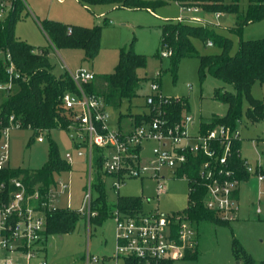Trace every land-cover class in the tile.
Here are the masks:
<instances>
[{
    "label": "rangeland",
    "instance_id": "374dc122",
    "mask_svg": "<svg viewBox=\"0 0 264 264\" xmlns=\"http://www.w3.org/2000/svg\"><path fill=\"white\" fill-rule=\"evenodd\" d=\"M154 1V0H147ZM233 0H224L225 4ZM8 2H10L8 0ZM24 8L15 25V33L22 40L37 48L47 50L53 71L56 76L85 67L93 71L97 77L110 73L118 63L121 48H132L144 54L147 63L138 69V74L145 77L138 89V95L125 99L119 106L109 105L111 122L116 127L119 123L126 127L130 124V114L143 109L146 96L152 93L151 81L159 77L160 91L165 96L186 99L185 112L195 116L196 122L213 116H223L227 104L214 98V91L221 87L235 92L232 85L207 75L204 79L199 75V58L197 56L182 57L175 72L171 70V57L162 56L165 50L161 46V26L167 21H175L181 14L176 0L155 5L152 8H111L95 4L84 6L78 0H22ZM202 9L197 13L204 19L203 25L216 33L232 39V53L238 49L240 39H258L264 37V19L246 24L240 35L234 32L237 15L224 10L212 11L202 4L211 3L200 0ZM248 0H239L241 14L247 10ZM104 12L105 16H101ZM217 12L222 13L217 16ZM46 17L59 20L68 26L75 24L101 26L100 49L92 60L83 58L84 52L77 48H57L42 28ZM38 24V25H37ZM199 24V23H197ZM194 46L200 54L217 53L215 45H205L200 38L193 39ZM251 93L254 97L264 99V81L255 82ZM7 94L0 93V103ZM247 100L243 99V114L237 126L241 132V155L251 164L260 158L264 169V144L259 142L257 148L251 140L264 137V118L261 122L251 123L244 114ZM49 135V136H48ZM44 141L38 140V134L28 128H13L9 133L10 162L12 168L41 169L48 164L52 141L55 142L59 154L64 157L67 151L76 153L65 129H54L47 134ZM152 144L147 143V152ZM258 150V151H257ZM261 153V157L259 153ZM97 154L94 152L93 156ZM94 166V163H93ZM95 169V168H94ZM91 172V182L96 176ZM70 179L71 187L63 196L62 204H71L79 208L83 203L85 191L88 189L90 171L87 160L76 157L71 171L63 173ZM105 182L106 200L115 205L119 197H140L142 210L151 212L158 210L164 214L183 211L189 200V184L184 178L167 180V191L157 195L156 181L152 178L125 180L119 189L112 185V179L102 175ZM239 212L235 220L215 222L200 220L194 223L197 231V251L191 257L172 261L170 264H264V178L259 181L253 176L240 185ZM116 222L112 216L105 218L100 224L90 221L80 214L75 229L70 233L55 234L48 238L49 264H83L85 255L90 252L98 256L94 264H126L122 257H114L116 245ZM107 256V259H104Z\"/></svg>",
    "mask_w": 264,
    "mask_h": 264
},
{
    "label": "built area",
    "instance_id": "2783aa9c",
    "mask_svg": "<svg viewBox=\"0 0 264 264\" xmlns=\"http://www.w3.org/2000/svg\"><path fill=\"white\" fill-rule=\"evenodd\" d=\"M0 0V20L5 19L14 8L16 0ZM22 1V0H21ZM181 14L178 22L202 24L204 19L197 15L202 9L200 0L177 1ZM222 13L217 12V16ZM71 29L69 28V31ZM213 45L211 41L207 43ZM165 49L162 56H169ZM9 76L0 82V93H11L17 86L16 79L23 78L11 53L0 50ZM76 90H66L62 104L69 117L66 131L76 153L67 151L64 159L73 165L76 157L87 160L90 171L88 189L78 213L90 220L92 211L91 172L95 157L94 148L101 150L102 171L112 179V185L119 189L129 178L156 181L157 195L167 191V180L184 178L189 184L200 183L205 188L203 206L224 221L235 220L239 212L238 191L241 179L232 166L234 153L241 158L240 149L234 145L241 142L237 127L220 124L206 131L202 130L200 119L181 111L179 119L171 121L167 107L178 97L165 96L160 91L158 77L151 81L152 93L146 96L142 118L136 123L131 117L126 127L111 122L109 105L104 98L86 91L85 85L96 78V74L80 67L68 69ZM13 116L10 117L12 123ZM0 121V172L10 167L9 133L18 124L2 126ZM44 132L38 133V140L44 141ZM257 148L264 144V137L253 138ZM147 143L152 146L147 152ZM258 151V150H257ZM259 153V152H258ZM192 155L197 163V176L190 179L180 173ZM260 155V154H259ZM200 156L205 159L200 160ZM246 172L261 181L264 170L260 158L255 164L242 159ZM71 171V170H70ZM68 171V173L70 172ZM63 174V173H62ZM59 175L53 184L42 188L41 183L29 186L22 176H11L0 180V264H49L46 258V237L48 214L60 207L64 194L71 187V181ZM192 184V185H191ZM112 217L116 222V245L114 257H122L127 264H164L186 257L197 249V231L194 222L185 211L164 214L158 210L144 212L142 209L123 211L116 208ZM99 258L87 251L83 264H94Z\"/></svg>",
    "mask_w": 264,
    "mask_h": 264
},
{
    "label": "trees",
    "instance_id": "16d2710c",
    "mask_svg": "<svg viewBox=\"0 0 264 264\" xmlns=\"http://www.w3.org/2000/svg\"><path fill=\"white\" fill-rule=\"evenodd\" d=\"M83 4H114L119 8H148L167 3L169 0H79ZM182 1V0H176ZM211 3L202 4L212 11L224 10L226 13L237 15V25L234 32L240 35L243 27L251 22L264 19V0H248L247 10L241 14L239 0H233L225 4L224 0H208ZM24 4L21 0L14 1V8L8 16L0 20V50L10 52L12 58L23 78L16 79L17 86L11 93H5L6 98L0 103V121L2 126L16 125L20 128H28L36 134L46 132L49 134L54 129H65L69 123V117L62 104V96L66 90H76V86L69 73L56 76L53 65L46 49L37 48L25 40L20 39L15 33V25L20 16ZM42 28L48 38L57 48H79L84 52L86 60L96 57L101 42V26L71 25L54 20L45 19ZM69 28L71 29L69 31ZM194 38H200L205 45L209 41L219 48L217 53L200 54L193 43ZM232 39L216 33L210 27L203 24L178 22L167 20L161 26V46L171 50V70L176 71L178 62L185 56H197L199 58V75L204 79L212 75L230 84L235 92L226 91L218 87L214 91V98L227 104V111L223 116H213L202 120V130L212 129L223 124L230 128L237 127L243 114V99L247 100L244 114L251 123L261 122L264 118V99L256 98L251 93L252 85L264 81V37L258 39H240L238 49L232 53ZM147 57L135 52L132 48H121L118 63L110 73L101 75L85 85L87 92L100 95L108 105L119 106L125 99L138 95V89L145 77L138 74V69L144 68ZM9 76L5 69L3 57L0 55V82L7 81ZM159 79V77H158ZM187 106L186 99L178 97L168 107L171 121L179 119L181 111ZM13 116L12 123L10 117ZM136 123H140L142 114H130ZM49 136V135H48ZM240 149V141L235 143L234 150ZM97 154L94 159V173L92 179V211L96 212L90 218L100 224L105 218L112 216L118 208L123 211H133L142 208L140 197H119L115 205L106 200L105 182L102 175L101 150L94 148ZM188 164L180 170L190 179L197 176L198 166L192 155ZM205 157L200 156V160ZM232 166L237 177L245 180L248 173L243 167L242 160L235 153L232 157ZM72 169L58 152L57 146L52 141L48 164L41 169H22L7 167L0 172V180L11 176H22L29 186L37 183L42 188H47L55 182V179L64 172ZM192 185V184H191ZM194 190L189 192L188 205L185 213L194 223L200 220L222 221L215 212L207 210L203 206L205 188L200 183L193 184ZM80 217L78 210L70 207H60L50 212L47 219L46 237L55 234L72 232ZM224 223H226L224 221ZM197 251V250H196ZM193 253H187L191 257ZM252 264L250 259H247ZM170 261L164 264H170ZM127 264V263H126Z\"/></svg>",
    "mask_w": 264,
    "mask_h": 264
},
{
    "label": "crops",
    "instance_id": "0c3cea01",
    "mask_svg": "<svg viewBox=\"0 0 264 264\" xmlns=\"http://www.w3.org/2000/svg\"><path fill=\"white\" fill-rule=\"evenodd\" d=\"M59 1H62V0H59ZM79 1V0H78ZM80 2V1H79ZM83 4V3H82ZM84 6H91V5H87V4H83ZM100 5H104V6H108V7H110L111 6V8H118L116 5H114V4H100ZM101 16H105V14H104V12H102V14H101ZM46 19H53V18H49V17H46ZM54 20H56V19H54ZM57 21H59V20H57ZM38 25V24H37ZM75 25H83V26H88V27H91V25H84V24H75ZM18 36V35H17ZM19 37V36H18ZM20 38V37H19ZM21 39V38H20ZM29 43V42H28ZM31 44V43H30ZM33 45V44H32ZM83 58H84V55H83ZM80 68V67H79ZM145 109H144V106H143V109L142 110H139L138 112H136L135 114H137V113H140V112H143ZM130 119H131V117H130ZM201 119V118H200ZM125 126V125H124ZM259 137V136H258ZM252 142V141H251ZM240 144H241V142H240ZM260 155V157H261V153H259ZM241 158L242 159H246L245 157H243L242 155H241ZM258 159H259V157H258ZM258 162V160L256 161V163ZM264 170V169H263ZM64 173H67V172H64ZM250 176H253V177H255L256 179H258L257 178V176L256 175H254V174H250V175H248V177L245 179V180H242V182L243 181H246V180H248L249 178H250ZM241 182V183H242ZM241 183H240V185H241ZM239 190H240V186H239ZM239 199H240V193H239V191H238V201H239ZM65 200V199H64ZM64 200H62L61 201V205H67V203L66 204H62V202L64 201ZM47 243H48V241H47ZM47 243L45 244V248H46V258H47V260H48V257H47V255H48V245H47ZM114 251H115V248H114ZM114 254V253H113ZM104 259H107V256H105V258Z\"/></svg>",
    "mask_w": 264,
    "mask_h": 264
}]
</instances>
